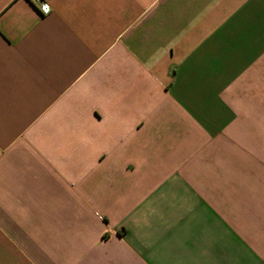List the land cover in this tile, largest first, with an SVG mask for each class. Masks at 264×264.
Segmentation results:
<instances>
[{
  "label": "crops",
  "instance_id": "obj_1",
  "mask_svg": "<svg viewBox=\"0 0 264 264\" xmlns=\"http://www.w3.org/2000/svg\"><path fill=\"white\" fill-rule=\"evenodd\" d=\"M0 264H264V0H0Z\"/></svg>",
  "mask_w": 264,
  "mask_h": 264
},
{
  "label": "built area",
  "instance_id": "obj_2",
  "mask_svg": "<svg viewBox=\"0 0 264 264\" xmlns=\"http://www.w3.org/2000/svg\"><path fill=\"white\" fill-rule=\"evenodd\" d=\"M43 0H33V3L38 4L41 3Z\"/></svg>",
  "mask_w": 264,
  "mask_h": 264
}]
</instances>
